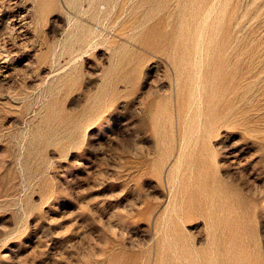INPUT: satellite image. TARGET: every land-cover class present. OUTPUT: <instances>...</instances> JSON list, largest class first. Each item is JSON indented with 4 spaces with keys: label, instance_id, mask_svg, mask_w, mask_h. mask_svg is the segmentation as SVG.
I'll use <instances>...</instances> for the list:
<instances>
[{
    "label": "rangeland",
    "instance_id": "rangeland-1",
    "mask_svg": "<svg viewBox=\"0 0 264 264\" xmlns=\"http://www.w3.org/2000/svg\"><path fill=\"white\" fill-rule=\"evenodd\" d=\"M0 264H264V0H0Z\"/></svg>",
    "mask_w": 264,
    "mask_h": 264
}]
</instances>
